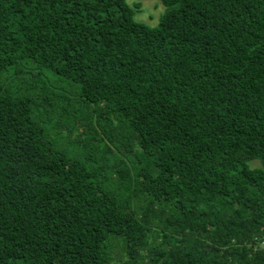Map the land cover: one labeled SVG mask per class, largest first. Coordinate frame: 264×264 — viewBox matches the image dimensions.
<instances>
[{
  "label": "trees",
  "instance_id": "obj_1",
  "mask_svg": "<svg viewBox=\"0 0 264 264\" xmlns=\"http://www.w3.org/2000/svg\"><path fill=\"white\" fill-rule=\"evenodd\" d=\"M160 1L0 0V264H264V0Z\"/></svg>",
  "mask_w": 264,
  "mask_h": 264
},
{
  "label": "rangeland",
  "instance_id": "obj_2",
  "mask_svg": "<svg viewBox=\"0 0 264 264\" xmlns=\"http://www.w3.org/2000/svg\"><path fill=\"white\" fill-rule=\"evenodd\" d=\"M158 1V0H155ZM128 2L132 5L135 6L137 3H141V9L137 11L136 18L138 21L144 22L149 24L150 26H156L160 22V18L163 15V13L166 10L165 5L163 4L162 1H160V6L163 8V11H160L159 9L154 8L153 2L154 0H128ZM259 160H254L250 163L252 167L260 165ZM264 246V243H263Z\"/></svg>",
  "mask_w": 264,
  "mask_h": 264
}]
</instances>
